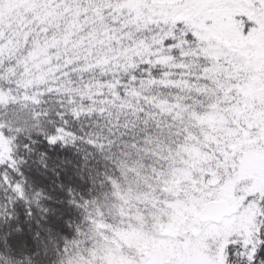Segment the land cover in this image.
I'll return each mask as SVG.
<instances>
[{"label":"snow or ice","instance_id":"obj_1","mask_svg":"<svg viewBox=\"0 0 264 264\" xmlns=\"http://www.w3.org/2000/svg\"><path fill=\"white\" fill-rule=\"evenodd\" d=\"M0 264H264V0H0Z\"/></svg>","mask_w":264,"mask_h":264}]
</instances>
